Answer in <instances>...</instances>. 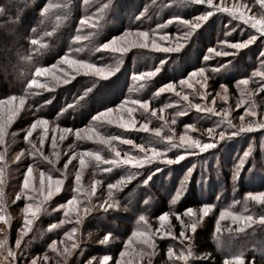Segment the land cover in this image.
<instances>
[{
    "label": "rangeland",
    "instance_id": "374dc122",
    "mask_svg": "<svg viewBox=\"0 0 264 264\" xmlns=\"http://www.w3.org/2000/svg\"><path fill=\"white\" fill-rule=\"evenodd\" d=\"M114 1V5L117 7L127 6V11L125 10L123 14L118 13L115 18L110 20L106 21L105 19L107 26L105 25L104 28L108 27V25L114 28L111 34L102 28L103 38L106 37L107 41L129 30L132 32L138 29L148 31L149 28L155 26L152 31H149V43L151 44L155 40L156 43L162 46L174 47L175 41L171 40V38L179 36L186 31V28L176 20H173L172 23H166L167 21L174 17L191 21L193 18L199 17L209 11H212V14L208 16L207 20L195 30L186 42L181 40L183 47L178 51L164 52L151 47L147 49L130 47L127 52L123 53V66H126V71L124 76L118 80L113 79L114 81L112 82L111 78L116 76L119 69L107 79L84 75L83 72L80 75H76L74 78L87 76L94 78L98 85L101 82L107 81V84H102L104 87L101 85L95 91L99 99L95 103L96 105L89 109V115L87 114V116L81 117V114L73 115L74 112L71 111L64 112L60 116L62 117L61 123H56L49 119L36 118L38 116L33 113L35 110L31 102L24 99L23 105H20V99L16 98L11 105L14 115L9 124L6 122L9 106L0 105V116L3 117L5 122L4 143L0 145V153L4 155V160L0 161V168H3L2 181H0V209H2V213L0 214L5 217V220H0V244L3 245L0 247V262H3V264H7L4 258L7 255L8 248L16 252V259L12 261V264H30L33 258L36 259V264H88L89 261L92 264H100V261L105 256L111 257L107 261V264H116L117 261L120 264H149V261L150 264H158L157 259L160 256L161 245L163 244L168 245L167 247L172 249L171 258L168 254L169 264H197L196 259L198 258L193 240L194 233L203 225L204 219L214 213L216 203L214 205L204 204L199 209H188L194 212L192 216L185 215L186 211H183L182 214L173 212L167 214V219L165 220H160L159 218L151 219L148 215H142L140 207L137 208V203H140L142 198H139V194L143 191L145 194L148 193L146 195L149 196L142 199L141 204L143 206L153 204L151 209H154L155 206L159 207L161 204L160 199L153 200L154 198L150 195L152 194L153 197L157 196V194L159 195V192L156 191L159 189L161 195L167 194V196H170V199L173 201H171L170 207L172 206V209L176 210V205L178 206V204L175 202L183 193L189 176L194 171L201 169L202 166H206L210 161L211 163L209 164H211L213 171L216 173L215 175L218 177V182L212 187L216 192L220 191L219 195H217L219 204H226L228 202V195L233 196L238 193L235 185L240 180V174H245L247 176L246 179H253L251 182H247L251 186H255L253 190L255 193L253 195L264 197V128L242 132L224 140H219L218 136L208 137L205 134V131L210 128H214L216 133L234 130L227 127V122L223 115L224 109H227V119H231L233 125H240V117L246 111L251 112L253 110L256 112V116H245V126H247L249 121H264V91H261L258 87V84L261 82L260 78L252 76L254 71H264V67L261 65V62L264 61V56L261 55L264 53V35L258 34L256 30L227 13L210 10L206 5L195 3L193 0H170L168 3L165 2L166 8L163 10L160 8L162 0H125V4L122 1L119 3L118 0ZM141 1L145 3L143 7H141ZM214 2H217V0H214ZM225 2L229 5L233 3L245 4L251 9L250 12H247L248 15H255L256 19L264 18V8L256 4L255 0H225ZM241 11L247 10L242 8ZM141 13H143V16H141ZM183 13L190 15L189 18L185 19L184 17L177 16L179 14L183 15ZM137 17H140V19H137ZM96 21L91 23L88 20L87 23H81L77 27V31L80 33L79 36L82 39L77 41L74 38L73 42L75 44H89L93 36L91 31ZM6 24L0 26V33H5L6 39H10L8 40L9 42L11 40L12 42H17L20 37L16 32L13 33V29L16 26ZM157 25H164V27L157 28ZM112 34L114 36L109 37ZM164 34L169 35V41L161 39ZM9 36L11 37L9 38ZM253 36H256L254 42L243 49L237 51L230 47V44L233 42L247 41ZM130 39H134V37H130ZM224 41H227V43H222ZM2 47L4 46L0 40V57H6L10 45L8 48ZM210 48H216L217 51H228L230 54L228 56H216L208 52ZM101 52L105 55L109 54L108 51L102 50ZM58 53L56 52L54 57ZM90 53L94 54L95 50H90ZM206 55L209 56L207 60L204 59ZM162 61L164 63H161ZM101 64L105 66L103 63ZM46 68L49 69V72L44 74V76L54 78L56 82L57 78L62 75L60 69L70 71L68 65L64 64L62 59L58 60L56 69H52V66ZM129 68L132 70L130 71ZM156 68H159L160 71L154 76L147 79L134 78L140 73L154 71ZM201 69H205V76L207 77V84L204 89H201L200 85L196 82L200 79L199 75L192 79L191 88L179 84L180 80L187 79L191 73ZM130 77L136 86V92L133 93L136 95L143 94L145 99L139 100L149 101L150 109L148 113H144L138 105L131 104V101L138 98L134 96L123 97V80L126 78L128 80ZM227 79H233L232 87L225 83ZM243 79H249V83L247 85L240 84L239 82ZM146 81H150V83L143 85ZM170 82L176 84L177 91L189 94V98L193 103H201L202 106L212 107L216 111H220L221 116L217 117L214 114L200 112L194 108L191 110L185 109L183 103H175V101L179 100V97L174 92L157 94V90L161 86L167 85ZM141 84L143 85L142 89L139 87ZM222 86H226V93L223 91ZM200 91L205 93L203 99L200 95L195 94ZM68 96V92H64L63 94H59L58 97H61L67 105L69 103ZM225 96L227 98L226 102L223 98ZM125 101L129 102L125 104V109L127 107L136 108V111L132 113L136 121L134 128L124 129L116 124H105L103 127H99L93 121L98 113L108 108H113L114 110L109 114L110 117L119 118L123 115L127 119L128 114L126 110L119 108ZM237 103H240L239 108L236 107ZM54 105L58 109L57 103ZM168 105L171 106L169 107ZM100 108L102 109L99 110ZM152 109H155L157 112L155 117L151 116ZM44 110L46 111L47 109L45 108ZM181 111H184L183 115L178 114ZM48 112L54 113L55 109ZM56 112L59 113L58 110ZM161 115L164 116V120L159 119ZM37 120H46L48 122L46 126L47 134L44 136V143L42 145L40 144V138L44 131L43 125H38L33 131L32 136L27 140L25 139L26 131ZM172 120H175L174 124ZM221 120L224 122L220 123ZM71 122L80 123L72 125ZM143 123H148V131L141 130L140 126ZM217 123H219V127H215ZM188 125H192V128H189ZM157 127L162 128V135L172 134L174 142L177 143L179 142V136L186 135L193 139H200L202 143L213 142L215 146L204 152L191 150L194 154L186 155L184 158L173 163L154 161L142 167L123 164L117 166L111 165L114 168L113 170H120L126 166L134 171L136 170L138 174L141 173V175H135L136 178L134 179H125L121 180L122 183H114L116 187L113 189H109L108 185L104 184L99 177L101 174L107 173L103 171L105 167L107 168V166H103V162H97L94 158L88 157L86 158V165L83 168L80 167L79 156L86 151H100L104 159L114 158V152L109 147L94 141L77 140L74 135L75 130L84 129L90 133L91 129L95 128L96 131L105 137L119 136L122 139H131L134 144H143L147 149H151L152 147L163 148L166 142L160 140L151 131ZM65 128H70L73 132L63 133V129ZM62 134L64 136L63 140L60 139ZM53 137L56 140L55 148L52 145ZM33 145H35V150H39L36 151L35 155H33ZM70 145H74V147H69ZM111 146L121 152V157L124 156L125 152L133 156L143 155L133 145L124 144L120 140L112 141ZM183 152L184 149L172 148L166 155L175 161V157ZM245 152L249 153L246 158L244 157ZM73 153L77 154L74 158ZM17 156L20 158L17 159ZM44 156H47L54 163L45 161L43 159ZM257 156L259 157L258 159L256 158ZM70 158L71 162L68 163ZM241 159H244V163L240 171L236 172V168H234L231 180L227 182L226 175L228 170L224 169L220 162L222 160L226 162L237 161V166ZM66 163L68 164L67 168H65ZM29 166L33 168L30 178V188L24 190L23 180ZM183 168L188 172L184 177L181 176V172L184 171ZM189 169H191L190 173ZM41 171L45 172L46 177L50 174L53 178L62 179L61 191L48 199L40 196ZM147 171L150 172V176L147 178L148 181L146 180L145 183H142L143 186L141 188L139 187L135 191H130L133 187L132 184L135 183L134 181L142 177V173ZM203 172L202 180L205 181L207 173ZM229 172L231 173V169ZM77 174L81 177L78 183L75 179ZM46 177L44 181L45 192L48 184ZM177 179L181 180V183L179 182V189L175 186ZM97 181L99 183H96ZM93 184H95L94 192L92 191ZM201 185L204 195L208 196L211 187L206 186L204 183ZM231 185H233V189L229 193L227 186ZM127 191L129 192V198L128 202L124 203L122 198ZM17 196H20V199H17ZM250 196L251 194H249V198ZM73 197L77 200V204L74 207L79 209V219L77 218L76 211L67 207L66 202ZM252 201L255 206L249 211V215H253L256 218L253 222H246L244 220L245 216L224 209L218 216L217 226L220 229L224 227L231 232L230 235H233L231 236L233 239L230 240L229 244L234 245L236 238L255 237L256 241L258 239V244L255 248L244 242L241 250L247 251L244 249L252 248V250L255 249L257 252L264 253V231L260 233L263 240L260 237L258 238L257 234L258 229L264 228V224H261L258 220L260 215H264V205H260L254 200ZM28 203H33V205L40 204L41 210L36 216L33 217L25 213L24 209ZM109 205L112 206L110 207ZM205 205L212 206L207 214L203 212ZM85 208L88 209L87 212L84 211ZM54 215L60 218L59 221L45 228V218H54ZM134 216L136 219L132 218ZM141 216L145 217L144 221L140 220ZM26 219H30L31 224L27 226L25 234L21 238L20 247L17 248L15 246L16 240L20 229L25 226ZM181 220L185 225L196 223L197 227L195 231L193 232L190 228L185 229L181 224ZM133 225L135 227L131 230ZM73 228L76 229L75 232L72 231ZM240 228H243V231H236ZM169 231L172 235L167 234ZM182 231L185 233L183 238L180 235ZM234 231L238 234L237 236L234 235ZM133 232L142 233L143 235L133 236ZM109 233L111 234L109 239L104 241L105 235ZM130 238L133 243L128 245L127 251H125V246ZM144 239H149L150 242L154 241L155 246L149 247L143 244L142 241ZM73 244L76 245L75 248L72 247ZM228 245L224 248L226 252H230V246L228 247ZM121 252H125L123 257L120 255ZM181 254L185 255L187 259H178ZM44 256L48 257L46 261L43 259ZM237 257V254L232 255V258L225 259L224 264L226 261L229 264H239ZM243 264H246L244 258Z\"/></svg>",
    "mask_w": 264,
    "mask_h": 264
},
{
    "label": "trees",
    "instance_id": "16d2710c",
    "mask_svg": "<svg viewBox=\"0 0 264 264\" xmlns=\"http://www.w3.org/2000/svg\"><path fill=\"white\" fill-rule=\"evenodd\" d=\"M120 1H122V3L125 2V0H118V3ZM105 2H107V0H0V8L4 9V11L0 13V26L5 25V23L11 24L14 27L16 26L13 29V33L16 32V34H18L20 37L17 42H12V40L9 42L8 40L10 39H6V34L0 33L2 45L7 48L10 45V48L7 50L8 52L6 53V57H0V99L7 100L10 96L16 97L17 99L23 97L27 101L31 102L35 110L33 113L38 116L36 118L49 119L55 121L56 123H61L62 117L60 116L63 115L64 112L66 113L71 111L74 112L73 115L81 114V117L85 115L87 116L89 109L93 108L99 99V97L96 96L95 91L100 88L99 86L102 84H107V81L104 83L101 82L99 85L97 82H95V86L93 87V82L95 79L87 76L71 79L67 84H59L54 78H49L48 76H44V74L38 76L36 74V69L51 67L54 64L57 65L58 60H61L62 57L68 55L75 59H84L90 63H95L98 65H102L101 63H103V65L107 67L119 69L116 76L111 78L112 82L123 77L126 71V66H123V54L109 52L108 55H105L101 52L102 50L98 49L100 48V45L107 41L105 39L106 37L103 38L102 30L104 29L106 32L111 34L114 29L111 25H108V27L104 28L107 23L106 21L108 19L110 20L115 18L118 13H125V10L127 11V6L122 7L117 3L119 6L117 7L114 5L115 1L112 0L110 6L105 11L106 13L104 12L103 14H98L97 11L104 7ZM165 2L168 3L170 0H162L160 5L162 10L166 8ZM144 4L145 3L141 1V7H143ZM45 7H48L49 10L46 14H42V9ZM177 16L188 19L190 15L183 13V15L179 14ZM83 20H89L91 23H94V21L97 20L91 31L93 34L91 37L93 42L90 39L91 41L89 44H75L73 39L76 36H79L80 33L77 31V27L82 23ZM153 28H155V26L149 28L148 31H152ZM45 33H50V35H45ZM113 36V34L109 35V37ZM10 37L11 36H9V38ZM33 40H36L37 43L32 44ZM76 49L80 50L76 51ZM90 50H95V53H90ZM56 52L59 53L56 55V57H54ZM129 70L131 71L132 69L129 68ZM32 79H36L39 84L46 85L47 88L30 85V81ZM89 79L91 80L90 82ZM232 80L233 79H227L225 83L232 87ZM123 82V97L126 98L134 96L138 99H145L143 94L136 95L133 93L136 92V86L131 80V77L128 80L127 78L124 79ZM149 83L150 81H146L143 83V85H148ZM141 85H139V87L142 89ZM89 87L92 88V91L87 97L84 98L83 101H80L77 104L76 98L79 97L83 91ZM138 90L142 92V90L139 88ZM144 91L146 92V90ZM64 92H68L69 94L67 98L69 103L67 105L61 97H58L59 94H63ZM55 103H57L58 109H56L54 105ZM70 104L76 106L69 108L68 105ZM45 108L48 111H53L55 109V112L49 113L47 110H44ZM101 109L102 108L99 110ZM57 110L59 113L56 112ZM79 123L71 122L72 125ZM256 158L258 159L259 157L257 156ZM204 162L206 163V161ZM225 162L226 161L222 160L220 164H222L221 166H223L224 169L228 170L226 180L229 182L231 180V176L233 175L232 170L234 171V168H236L237 161ZM209 163H211V161L208 162L206 166H202L201 169L194 171V173L189 176L183 193L175 202L178 204V206L176 205V210H173L172 206L170 207L171 203L173 202L170 199V196H167V194L161 195L159 189L156 190L159 192V195L157 194L158 197H153V195L150 194L151 197L154 198L153 200H158V198L160 199L159 201H161V204L159 207L155 206L154 209H151L153 204L150 206H143L141 204L142 199L148 198L147 196L149 195H146L148 193L145 194L143 191H141L139 198L142 199L140 203H137V208L140 207L139 209H141L140 212L142 215H148L151 219H158L164 214H171L173 212L182 214L183 211L188 209H199L204 204L214 205V203H216V210L214 213L206 217L203 221V225L200 226L194 233V248L198 258L196 259V263L224 264L225 259H230L232 258V255L237 254L246 260V264H264V253L257 252L255 249L252 250V248H245L244 250L247 251L241 250L244 242L245 244L252 245V247L255 248V246L258 244V239L256 241L255 237L250 236H247L245 239L236 238L234 245H231L229 244V242H231L230 240L233 239L231 238L233 235H230L231 232L226 230L224 227H221L222 229H220V227L217 226L218 216L224 209L242 216H247L250 214L249 211H251L255 205L249 198V194L255 193L253 191L255 186H251L247 182H251L253 179H246L247 176L245 174H240V180L238 179L239 181L237 185H235V189L238 193L233 196L228 195V202L221 205V203H218L217 199V195H219L220 191L216 192L212 187L215 186L216 182H218V177L215 175L216 173L213 171L211 164ZM102 164L103 166H107V168H111V171L101 175L99 174L102 182L106 185L114 184L125 179L128 180V177L134 179L136 178L135 175H141V173L138 174L136 173V170L134 171L126 166L122 167L120 170H113L114 168H112L111 165H105L104 163ZM184 169L185 168H183V170ZM230 169L231 173L229 172ZM203 171L207 173L205 175V181L202 180L204 173ZM218 172L220 171L218 170ZM149 173L150 172L147 171L142 173V177L138 176L139 178L134 181L135 183L132 184L133 187L130 191H135L139 187L141 188L143 186L142 183H145L147 178L150 176ZM187 173L188 172L184 170L181 172V176L184 177ZM179 182L181 183L180 179L175 181V186L177 189L180 187ZM203 183L206 186L208 185L211 187V191H209L208 196L204 195V190L201 185ZM231 186H227L229 193L233 189V185ZM127 192L124 193L122 198L124 203L128 202L129 192ZM233 203L234 205L232 206ZM132 218H135V216ZM59 219L60 218L55 217V215L54 218H45L44 227L46 228L48 225L58 222ZM134 227L135 225L131 227V230H133ZM262 231H264V228L257 230L258 238L260 237L261 240H263V237L260 234ZM235 232L236 231L233 233L235 236H237L238 234ZM227 245L228 247L230 246V252H226L224 250ZM167 246L168 245L166 244L161 245L160 256L157 259L158 264L170 263L168 256L169 247ZM175 251H177V249H175Z\"/></svg>",
    "mask_w": 264,
    "mask_h": 264
},
{
    "label": "snow or ice",
    "instance_id": "6c2138e0",
    "mask_svg": "<svg viewBox=\"0 0 264 264\" xmlns=\"http://www.w3.org/2000/svg\"><path fill=\"white\" fill-rule=\"evenodd\" d=\"M193 2L195 3H200V4H204L207 6L208 9L210 10H214V11H222L224 13H227L229 15H231L232 17H234L235 19L242 21L244 24L250 26L251 28H253L254 30H256V32L260 35H264V18L261 19H256L255 15H248L247 12H250L251 9L248 8L247 5L245 4H238V3H233L231 5L227 4L225 2V0H217V2H214V0H193ZM256 4H258L260 7L264 8V0H255ZM111 4V0H107V2H105L104 7H102L100 10H98V14H103L106 9L110 6ZM246 9L247 11H241V9ZM48 7H45L44 9H42V14H46L48 12ZM4 11L3 8H0V13H2ZM212 14V11L206 12L205 14L200 15L199 17L193 18L191 21H186L182 18L179 17H174L172 19H170L169 21H167L166 23H172L173 20H176L179 24H182L185 26L186 31H184L183 33H181L179 36L177 37H172L171 40L175 41V46H162L161 44L156 43L155 40H153L151 42V44L149 43L150 40V33L149 31H142V30H136L135 32H132L131 30L126 31L125 33H123L122 35L118 36V37H114L112 38L110 41H106L104 42L102 45H100V48L98 50H103V51H108L111 53H119V54H123L125 52L128 51V49L130 47H139V48H153L155 50L158 51H164V52H171V51H178L181 47H183V43H181V40H183L184 42L187 41V39L195 32V30L200 27V25L207 20L208 16ZM141 16H143V13H141ZM137 19H140V17H137ZM87 20H83L82 23H87ZM164 27V25H157V28H162ZM45 35H50V33H45ZM130 37H134V39H130ZM75 39L77 41L81 40L82 37L81 36H76ZM162 40L165 41H169L170 37L168 34H164L161 37ZM256 39V36H253L251 39L247 40V41H238V42H233L230 44V47L233 50H240L243 49L245 47H247L249 44H251L252 42H254V40ZM37 41L33 40L32 44H36ZM222 43H227V41H224ZM80 49H76V51H79ZM209 53L211 54H215L216 56H228L230 53L228 51H217L216 48H210L208 50ZM262 56H264V53L261 54ZM209 58V56H205L204 59L207 60ZM62 62L66 65H68V68L70 69V71H65L64 69H60L62 76L57 78V82L60 83H69V81L71 79H73L76 75H80L81 72H83L84 75H91L93 77H97V78H103V79H107L108 77H111L114 72L117 70L116 68H109L106 66H102V65H98L95 63H90L87 60L84 59H75L72 58L68 55H65L64 57L61 58ZM161 63H164V61H162ZM262 67H264V61L261 62ZM221 67H223V65H221ZM52 69H56V65L52 66ZM214 70H218V69H214ZM160 71L159 68H156L154 71H150V72H145V73H140L138 74L137 79H147L151 76H154L156 73H158ZM49 72V69L47 68H37L36 69V74L39 75H43ZM200 77V79L198 81H196L199 85L201 89H204L206 87L207 84V77L205 76V69H201V70H197L194 71L193 73H191L187 79H182L179 81V84L181 86H187L189 88L192 87V79L196 76ZM253 77H259L260 78V83L258 84V87L261 91H264V71L261 70H257L254 71L252 73ZM95 82L96 80L93 82V87L95 86ZM240 84H244L247 85L249 83V79H243L239 82ZM30 85L32 86H38L41 88H46L45 85L42 84H38V81L36 79H32L30 81ZM143 85H141L142 87ZM223 91L226 93L227 92V88L226 86H222ZM92 91V88H87L83 91V93L76 98L77 104L80 101H83L85 97L88 96V94ZM164 92H174L175 95L177 97H179V100L175 101V103L177 104H181L183 103L185 109L187 110H191V109H196L197 111L200 112H204V113H209V114H214L217 117L221 116V112L220 111H216L214 108L212 107H207V106H202L201 103H193L190 98H189V94L187 93H181L180 91L176 90V84L173 82L168 83L167 85H163L161 86L158 90H157V94L159 93H164ZM197 95H200L201 98L203 99L205 97V93L203 91L197 92L195 93ZM225 99L226 102V96L223 97ZM16 100V97H8L7 100H3L0 99V105H8L9 106V113L7 114V123H11L12 120V116L14 115V110L11 108V105L13 103V101ZM24 103V98L21 97L20 98V105H23ZM47 103V101H46ZM129 103L128 101H125L123 104H121L119 106L120 109L122 110H126L127 114H128V118L125 119L123 115H121L119 118H114V117H110L109 114L112 113L114 110L113 108H108L100 113H98L93 121L96 122L97 126L99 127H103L105 124L108 125H112V124H116L117 126L124 128V129H130V128H134L135 127V119L132 116V113L134 111H136L135 107H127L125 109V104ZM132 105H138L140 109L143 110L144 113H148L149 109H150V103L147 100H134L131 101ZM76 105L70 104L68 105L69 108L75 107ZM169 107L171 105H168ZM237 108L240 107V103H237L236 105ZM161 111H163V109H161ZM179 115H183L184 111H181L178 113ZM157 115V112L155 109L151 110V116L155 117ZM223 115L224 118L226 119L227 122V127L228 128H232L234 129L233 131L230 132H226V131H220L218 133L215 132L214 128H210L207 129L205 131V134L208 137H215L218 136L219 140H224L225 138H230L232 136L238 135L239 133L242 132H247V131H253L254 129H262L264 128V121L261 122H253V121H249V123L247 124V126H245L244 124V118L245 116H256V112L253 110L251 112L246 111L244 115H242L240 117L241 123L240 125H233L231 119H227L228 116V111L227 109L223 110ZM160 120H164V116L161 115L159 116ZM224 121L221 120L220 123H223ZM47 121L46 120H37L34 123H32L29 127V129L26 131L25 133V139L27 140L29 137L32 136L33 131L37 128L38 125H43L44 126V131L43 134L41 135L40 138V144L42 145L44 143V136L47 134ZM172 123H175V120H172ZM189 128H192V125H188ZM215 127H219V123H217L215 125ZM141 130L144 131H148V123H143L140 126ZM155 136L159 137L160 140H162L165 143V146L163 148H157V147H152L151 149H147L145 148V146L143 144H134V142L131 139H122L119 136H102L101 133H99L98 131H96L95 128L91 129V132L89 133L88 130H84V129H77L75 130V137L77 140H88V141H94L100 144L105 145L106 147H109L110 150L112 152H114V158L112 159H104L101 154L100 151H86L83 154H81L79 156V165L81 168H83L86 165V158L88 157H92L94 158L95 161L97 162H103L104 164H109L112 166H117L119 164H123V165H131V166H136V167H142L143 165H147L150 163H153L154 161H160L161 163H173L178 161L179 159L184 158V156L186 155H190V154H194V152H192L191 150H199L200 152H204L207 149H211L215 146V144L213 142H205L202 143V141L200 139H193L190 136H186V135H181L179 136V142H174L173 139V135L172 134H165L162 135V128L161 127H157L151 130ZM73 132L72 129L70 128H65L63 129V133H71ZM4 136H5V122L3 120V117L0 116V145H2L4 143ZM64 136L63 134L61 135L60 139L63 140ZM114 140H120L122 143L124 144H128V145H133L134 148L139 149L140 152L143 155H138V156H133L128 152H125L124 156L121 157V152L119 150H116L114 147L111 146V142ZM52 145L55 148L56 146V140L55 137H53L52 139ZM69 147H74V145H70ZM34 148V152L33 155L36 154V151L39 150H35V145H33ZM172 148L175 149H184V152L180 155H178L177 157H175V161L173 159H170L167 157L166 153L171 150ZM76 153H73V158L76 156ZM249 155L248 152L244 153V157L246 158ZM20 157L17 156V159H19ZM43 159L45 161H48V163H54V161L49 160V158L47 156H44ZM4 160V155L2 153H0V161ZM71 162V158L69 159L68 163ZM244 163V159H241L239 161V163L236 166V172H239L241 169V166ZM68 164H65V168H67ZM104 172H109L111 171V168H104L103 169ZM32 172H33V168L32 166H29L27 168L26 174H25V179L23 180V189L24 190H28L30 188V178L32 176ZM191 172V169H189V173ZM2 176H3V168H0V181H2ZM45 177L46 174L45 172L41 171L40 172V181H41V189H40V196L43 197L44 199H48L51 198L52 196L56 195L57 193H59L61 191V185H62V179L60 178H53L52 175L48 174L47 175V190L45 192L44 189V181H45ZM235 178V176H234ZM77 183L80 181L81 177L79 174L76 175L75 177ZM128 179H131V177H128ZM96 183H99V181H97ZM117 183H122V181H118ZM116 187V184H109L108 188L109 189H113ZM77 191H79V189H77ZM92 191H95V184H93L92 186ZM17 199H20V196H17ZM250 199L254 200L256 203L260 204V205H264V197H261L260 195H253L251 194ZM67 207L71 210L76 211L77 214V218L79 219V209H76L74 206L77 204V200L75 197H73L72 199L68 200L67 202ZM110 207L112 205H109ZM101 207H103V205H101ZM212 206L211 205H205L203 208V212L204 214H207V212L210 210ZM41 210V206L40 204H36L33 205V203H28L24 209L25 213L30 214L31 216H36ZM85 212L88 211L87 208L84 209ZM0 213H2V209H0ZM185 215L188 216H192L194 215V212L192 210H186ZM160 220H165L167 219V214L162 215L161 217H159ZM180 219V217H179ZM256 218L253 215H247L244 217V220L246 222H253ZM0 220H5L4 215L0 214ZM141 221L145 220V217L141 216L140 217ZM258 220L261 224H264V215H260L258 217ZM31 224V220L30 219H26L25 221V226L22 227L20 229L18 238L16 240V247L19 248L20 247V243H21V238L22 236L25 234V231L27 229V226ZM181 224L185 229L190 228L193 232L195 231L197 224L196 223H191L190 225H185L184 222L181 220ZM73 232L76 231L75 228L72 229ZM157 231H159V229H157ZM236 231H243V228L237 229ZM168 235H172V233L169 231L167 233ZM111 234H106L104 237V241H107L109 239V236ZM133 236H137V235H143L142 233H137V232H133L132 233ZM181 238L184 237L185 233L182 231L181 232ZM133 243L132 239L130 238L127 242V245L125 246V251H127V247L128 245H131ZM143 244L148 245L149 247H154V241H151L149 239H144L142 241ZM3 245L0 244V247H2ZM54 243H53V247H54ZM73 248L76 247L75 244H73L72 246ZM125 254V252H121V257H123ZM169 256L171 258L172 256V249H169ZM16 259V252H14L11 248L7 249V255L4 258V261L7 262V264H12V261H14ZM45 261L48 259L47 256H44L43 258ZM111 259V257L109 256H105L103 257V259L100 261V264H107V261H109ZM178 259L180 260H186L187 257L183 254H181ZM237 260L239 262V264H243V258L242 256H238ZM0 264H3V262H0ZM30 264H36V259L33 258L30 261ZM88 264H92L91 261L88 262ZM116 264H120L119 261L116 262ZM150 264V261H149ZM225 264H229L228 261L225 262Z\"/></svg>",
    "mask_w": 264,
    "mask_h": 264
}]
</instances>
